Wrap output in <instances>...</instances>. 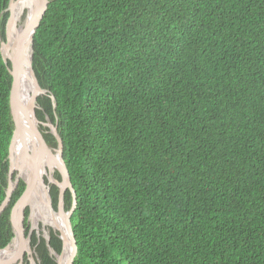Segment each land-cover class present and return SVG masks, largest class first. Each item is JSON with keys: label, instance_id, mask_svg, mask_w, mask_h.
Here are the masks:
<instances>
[{"label": "trees", "instance_id": "16d2710c", "mask_svg": "<svg viewBox=\"0 0 264 264\" xmlns=\"http://www.w3.org/2000/svg\"><path fill=\"white\" fill-rule=\"evenodd\" d=\"M32 50L40 128L56 147L57 125L79 189L73 264H264V0H50ZM11 86L0 50V204ZM17 172L0 249L16 236ZM29 215L35 264H56L62 239Z\"/></svg>", "mask_w": 264, "mask_h": 264}, {"label": "water", "instance_id": "95a60500", "mask_svg": "<svg viewBox=\"0 0 264 264\" xmlns=\"http://www.w3.org/2000/svg\"><path fill=\"white\" fill-rule=\"evenodd\" d=\"M50 0H35L34 5L32 6L31 11L29 12V17L27 18V30L23 37L16 38L14 44H15V55L14 58H11V66L8 65L6 57L3 52V45L5 44L6 47L9 45V31L8 29L13 26L14 21H13V15H12V5H13V0L9 1L10 5V11H9V17L7 20L6 24V38H3V35L0 34V50L2 53V56L4 58L5 63L8 65V69L10 74L12 75V86H11V91H10V111H11V122H12V136L10 139V144H9V161H10V167H9V172H8V185L6 188V196L2 203L0 204V217L8 207L12 194L16 190L18 183L20 179L17 177L16 180H14V175L17 172L18 169V163L16 160L14 161V154L16 153L18 147L20 145L27 147V138H26V131H25V126L22 124L18 113H17V108L19 105H23L22 100L19 97L18 94V88H19V81L20 77L22 75V72L24 70V64H26V53L28 47L31 49V53L29 56V67L32 72V80L35 85V93L37 95H41L46 93L48 90L44 89L40 83L39 80L35 74V71L32 67V44L34 41V35L41 25L44 16L46 14L48 4ZM16 27V26H15ZM37 96V97H38ZM35 98V101L37 99ZM52 100L54 104V108L57 106V101L56 97L52 95ZM27 110H28V115L30 119V127L28 128V131L32 132L37 141L38 145L40 147H43L46 149L49 153L52 155H55L56 157V170L58 171L61 180H65L67 183V190L71 192V204L69 206V210L71 212V225H70V231H69V236H70V241L72 243V254L67 259V264H73L75 256L78 251V245L75 237V230H76V225H77V220H78V213H79V189L77 187V184L75 182V179L72 176V173L64 159L63 156V141L62 138L58 132L57 125L53 124L52 122H46L45 125H49L51 127V132L54 134L57 140V147L54 148L52 145L48 143L46 140L43 131L40 128V124L42 122L38 119L36 115V105L34 107V104L32 105L26 104ZM56 149V150H54ZM35 164L37 167V160L35 159ZM54 184L57 186L58 189V202L57 205H59L60 202H62V199H65L64 193H62L61 189L59 188V185L57 182L59 179L57 177L54 178ZM57 181V182H56ZM26 182V187L21 196L17 199V201L13 204L11 211H10V217H9V222L15 229L16 233V238L18 239L19 242V248L15 256L9 258V259H2L0 260V264H10L12 261L14 262L15 260L20 259V262L18 264H22V260L24 258L25 253L29 254L31 253V245L29 241V237L26 234V227H25V209L28 206V200L30 197V192L33 187V181H25ZM48 196L49 199L52 203L51 199V194H50V189H48ZM66 195V192H65ZM64 204V201H63ZM60 238L62 239V251L60 253H57L56 251L51 248V253L54 255L56 259V264H61L66 258H65V238L63 234H59ZM11 246V243L6 245L4 248L0 250H7Z\"/></svg>", "mask_w": 264, "mask_h": 264}, {"label": "bare ground", "instance_id": "6f19581e", "mask_svg": "<svg viewBox=\"0 0 264 264\" xmlns=\"http://www.w3.org/2000/svg\"><path fill=\"white\" fill-rule=\"evenodd\" d=\"M35 0H13L12 5V15L14 24L8 29L9 31V45H3V52L6 58H14L15 55V40L16 38L23 37L27 30V18L29 17V12L34 5ZM26 15L25 22L19 24V21L22 19L23 15ZM16 26V27H15ZM31 53L30 47L27 49V59L24 66V70L20 77L18 94L20 99L23 102V105L18 106V116L25 126L26 138H27V147L20 145L14 154V161L18 163L24 172V177L26 181H33V187L31 194L28 200V206H30L31 214L40 218L44 225H50L53 229H58L62 232L65 238V260L61 264H67V259L72 254V243L70 241L69 231L71 225V212L68 209L64 210L63 199L59 203L58 210H54L51 207V201L48 196L50 189L44 190L42 177L43 174H46L50 181L55 180L53 177L54 167H56V160L49 158L46 154V151L43 147L38 145V141L35 135L28 131L30 127V119L28 115V110L26 104L36 105V94L35 85L32 80V72L29 67V56ZM30 155V157H29ZM35 159L37 160V167L35 164ZM54 182V181H53ZM57 182V181H56ZM63 193L64 188L67 186L65 180L57 182ZM48 187V186H47ZM30 214V215H31ZM34 216V217H35ZM57 232V231H56ZM51 246V245H50ZM19 242L18 239H14L13 244L7 250H0V260L9 259L16 254L18 251ZM8 254V255H7ZM6 255V256H5ZM32 255V254H31ZM5 256V257H3Z\"/></svg>", "mask_w": 264, "mask_h": 264}, {"label": "rangeland", "instance_id": "374dc122", "mask_svg": "<svg viewBox=\"0 0 264 264\" xmlns=\"http://www.w3.org/2000/svg\"><path fill=\"white\" fill-rule=\"evenodd\" d=\"M7 11H10V5L8 6V9ZM9 17V16H8ZM25 17L26 15L24 14L22 19L19 21V24H23L25 22ZM8 20V19H7ZM7 24V23H6ZM5 30H6V26H5ZM6 32V31H5ZM7 60V63L9 66H11V59L9 58H6ZM25 66V64H24ZM49 126V125H48ZM50 127V126H49ZM50 131H51V127H50ZM57 147V146H56ZM54 147V148H56ZM30 157V155H29ZM54 170L53 171V177L55 178V173H56V167H54ZM18 173V172H16ZM17 177H18V174H17ZM23 178V177H22ZM54 181V180H53ZM53 181H50V179L48 178V176L46 174H43V177H42V182L44 183L42 186L44 188V190H47V188H49L50 184L53 183ZM59 181V180H58ZM48 186V187H47ZM29 208V212L31 214V209H30V206H27ZM26 207V208H27ZM26 210V209H25ZM35 215H29V218H28V221H29V224L31 226V231L32 230H36L40 235L42 236H45L48 240L50 239V229L53 230V228L50 226V225H44V223L40 220L39 217L35 216ZM24 222H25V219H24ZM26 227V226H25ZM14 239H17L16 237ZM14 240L12 241L11 244H13ZM17 253V251H16ZM32 254V255H31ZM16 254H14L15 256ZM28 258L30 259L31 261V264H35L37 263V260L35 259V254H34V251L31 249V253L29 254H26L24 255V258L22 260V264L25 263V259ZM20 262V259L18 260H15L14 262L12 261L10 264H18Z\"/></svg>", "mask_w": 264, "mask_h": 264}, {"label": "flooded vegetation", "instance_id": "af4514ba", "mask_svg": "<svg viewBox=\"0 0 264 264\" xmlns=\"http://www.w3.org/2000/svg\"><path fill=\"white\" fill-rule=\"evenodd\" d=\"M59 188H60V186H59ZM60 189H61V188H60ZM63 193H64V191H63ZM63 201H64V198H63ZM63 207H64V210L67 211V209L65 208V202H64V204H63ZM58 208H59V205H57L55 209L58 210ZM53 230H54L55 232L57 231L58 234H62V232H61L60 230H58V229H57V230H56V229H53Z\"/></svg>", "mask_w": 264, "mask_h": 264}, {"label": "clouds", "instance_id": "9594fccd", "mask_svg": "<svg viewBox=\"0 0 264 264\" xmlns=\"http://www.w3.org/2000/svg\"><path fill=\"white\" fill-rule=\"evenodd\" d=\"M8 9V8H7ZM7 23V22H6ZM48 122H50V121H48ZM16 237V236H15ZM12 243V242H11ZM32 249V248H31Z\"/></svg>", "mask_w": 264, "mask_h": 264}]
</instances>
